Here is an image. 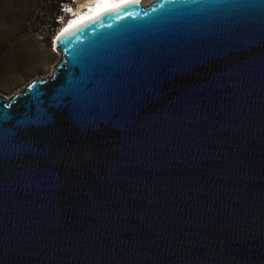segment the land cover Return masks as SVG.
Masks as SVG:
<instances>
[{"label": "water", "instance_id": "1", "mask_svg": "<svg viewBox=\"0 0 264 264\" xmlns=\"http://www.w3.org/2000/svg\"><path fill=\"white\" fill-rule=\"evenodd\" d=\"M61 32L53 72L0 94V264H264V0Z\"/></svg>", "mask_w": 264, "mask_h": 264}, {"label": "rangeland", "instance_id": "2", "mask_svg": "<svg viewBox=\"0 0 264 264\" xmlns=\"http://www.w3.org/2000/svg\"><path fill=\"white\" fill-rule=\"evenodd\" d=\"M72 13L53 20V0H0V94L10 97L50 75L60 58L53 39L66 18L88 0H71ZM152 0H144L148 3Z\"/></svg>", "mask_w": 264, "mask_h": 264}, {"label": "bare ground", "instance_id": "3", "mask_svg": "<svg viewBox=\"0 0 264 264\" xmlns=\"http://www.w3.org/2000/svg\"><path fill=\"white\" fill-rule=\"evenodd\" d=\"M142 1L144 2V0H142ZM111 3H120V0H107V3L103 2V0H99V2H98V0H88L87 2H84L86 7H84V9H78L75 12V14L72 15V20L68 24H67V22L64 23L58 32H60L61 30H64V29H68L72 26H75L76 24L90 18L91 16H94L97 13H99L103 10H106L107 8L110 7ZM56 35H55V37H56ZM53 43L55 45L54 40H53Z\"/></svg>", "mask_w": 264, "mask_h": 264}, {"label": "snow or ice", "instance_id": "4", "mask_svg": "<svg viewBox=\"0 0 264 264\" xmlns=\"http://www.w3.org/2000/svg\"><path fill=\"white\" fill-rule=\"evenodd\" d=\"M98 2H99V0H98ZM103 2L107 3V0H103ZM138 2H139V0H120V3H111L110 7L107 8L106 10L115 11V10L121 8V7H124L128 3H138ZM67 33H68V29H64V30H62V32L59 35L63 36L65 34H67ZM57 38H59V37H57ZM31 87H32V85H29V88H31ZM9 107H10L9 104H4L3 105V108H5V109H7ZM0 118L8 119L9 116H8L7 113H5L3 115V117H0Z\"/></svg>", "mask_w": 264, "mask_h": 264}, {"label": "trees", "instance_id": "5", "mask_svg": "<svg viewBox=\"0 0 264 264\" xmlns=\"http://www.w3.org/2000/svg\"><path fill=\"white\" fill-rule=\"evenodd\" d=\"M55 1V7L51 10V17L53 20H56L58 18L62 19L63 16H65V12L63 11V7L65 5H73V2L71 0H53Z\"/></svg>", "mask_w": 264, "mask_h": 264}, {"label": "clouds", "instance_id": "6", "mask_svg": "<svg viewBox=\"0 0 264 264\" xmlns=\"http://www.w3.org/2000/svg\"><path fill=\"white\" fill-rule=\"evenodd\" d=\"M65 6H68V5H65ZM69 6H72L71 4H69ZM65 12V14L67 13L66 11H64Z\"/></svg>", "mask_w": 264, "mask_h": 264}, {"label": "built area", "instance_id": "7", "mask_svg": "<svg viewBox=\"0 0 264 264\" xmlns=\"http://www.w3.org/2000/svg\"><path fill=\"white\" fill-rule=\"evenodd\" d=\"M54 46V48H55V45H53ZM56 49V48H55Z\"/></svg>", "mask_w": 264, "mask_h": 264}]
</instances>
